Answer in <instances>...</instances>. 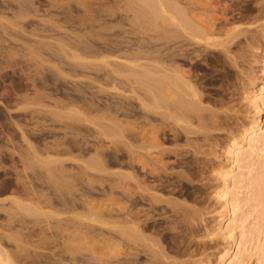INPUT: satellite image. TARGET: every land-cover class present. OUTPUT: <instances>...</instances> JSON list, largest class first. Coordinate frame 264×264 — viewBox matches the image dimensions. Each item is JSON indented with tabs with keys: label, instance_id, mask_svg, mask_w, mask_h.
Here are the masks:
<instances>
[{
	"label": "bare ground",
	"instance_id": "obj_1",
	"mask_svg": "<svg viewBox=\"0 0 264 264\" xmlns=\"http://www.w3.org/2000/svg\"><path fill=\"white\" fill-rule=\"evenodd\" d=\"M35 1L0 0V172L6 173L0 174V215L7 217L0 220V264H250L256 255L264 264V0H105L113 11L98 7L101 0L94 8L90 0H49L42 11ZM78 4L85 15L77 8L81 17L73 12L69 20L83 18L86 40L79 42L80 24L71 20V30L78 28L69 29L72 40L57 37L56 44L48 35L44 41L41 31H67L51 10L67 16ZM120 5L133 11L129 19L137 27L130 35L141 33L131 41L115 39L110 31L117 25L109 20L110 27H101L107 16L126 21ZM39 16L42 26L34 21ZM29 17L37 27L31 32L24 24ZM100 30L113 38L102 39ZM26 32L41 39L29 42ZM90 35L100 39L92 43ZM17 56L32 61L28 68L35 72L56 58L57 69L81 73L91 85L77 82L79 91L71 84L79 96L69 94L65 103L41 86L45 69L25 78L33 92L13 76L15 84H8L5 70ZM11 111L29 118L14 119ZM46 126L56 129L52 139L34 141L32 133ZM59 129L62 136L54 134ZM175 194L220 204L224 212L215 228ZM250 202V214L241 213ZM252 214L249 241L258 244L256 253L246 247ZM186 230L211 240L200 250L195 240L194 246L179 239ZM221 240V251L208 252ZM196 253L202 256L177 258Z\"/></svg>",
	"mask_w": 264,
	"mask_h": 264
},
{
	"label": "rangeland",
	"instance_id": "obj_2",
	"mask_svg": "<svg viewBox=\"0 0 264 264\" xmlns=\"http://www.w3.org/2000/svg\"><path fill=\"white\" fill-rule=\"evenodd\" d=\"M38 1H39V0H36V1H35V6H38V7L41 9V11H42L43 9H45L46 7H48L47 5L50 6V4H47V2H49V0H40L41 2H39V3H40L41 5H43V6H41L39 3L36 4ZM95 1H96L98 4L100 3V2H99L100 0H99V1H98V0H95ZM250 1H252L254 4L256 3V0H250ZM90 2H93V6H92L93 8L97 5V4L94 3V0H93V1L90 0ZM105 2H106L105 0H103V1L101 0L100 5H97V6H98V7H99V6H100V7L102 6V9H103V7L107 9V7H108L109 5H108L107 2H106V3H105ZM49 3H50V2H49ZM75 3H76V2H75ZM103 3H104V5H103ZM124 3H125V4H124ZM126 3H128V2H124V1H123V3H120V4H123L124 7H125ZM105 4H107V5H105ZM73 5H74V3H73ZM79 5H80V4H78V6H77V5L74 6L73 9H72L73 11L71 10L72 14L67 15V16H69V17L67 18L68 21L66 20V17H67L66 15H65V16H60V15H62V12H61L62 10H60V11H56V12H55V11H54L55 9H53V11L55 12L56 15L53 14V12H52V10H51L52 15L54 16V21H55V23L57 24V21H58V23H59V21H63L62 23H59V25L62 26V29H61L62 31H63V29H64L65 27L68 28V29L66 28L67 31H66L65 29H64V30L67 32V34H68L69 36H68V37H64V36H65L64 33H66V32H64V31L61 32L60 29H59L58 27H55L54 29L57 30V32H58V33H56L55 35L52 34V33H55V32H54L55 30H54L52 33L49 32V34H46V35H45L44 32L48 33L47 31H44V32L41 31V32H40V33H43L44 36H46V37H43V40H44V39L46 40V39H47V36L50 35V37H53V38L56 36V37H55V38H56V39H55L56 41L58 40V38H61V37H63V39H61V40H64V38H65L66 41H68L67 39H68L69 37H70V40L73 39L72 36H71V34H73L78 28H79L78 30H80V31L75 32L77 35H78L79 32H80V33H81V31L83 32V30H85V27H86V26H85V27H82V23L80 24V21H81L83 18H82V19H79V18H80L81 16L83 17V15H85L84 12H85L86 10L83 11L84 6L82 7V6L80 5V7H79ZM123 5H122V7H123ZM127 5H128V4H127ZM134 5H135V4H134ZM106 6H107V7H106ZM135 6H137V5H135ZM75 7H76V8H75ZM109 7H110V6H109ZM109 7H108V9H109ZM124 7H123V8H124ZM77 8H78V11H80V12H79L80 15H81V12L83 13L80 17L77 15V14H78V13H77L78 11H76ZM80 8H81L82 10H81ZM123 8H121V5H120V11H119V14H120L121 12H123V11H122V10H124ZM75 9H76V10H75ZM84 9H86V8H84ZM110 9L113 11L115 8H111V7H110ZM110 9H109V10H110ZM74 10H75V11H74ZM104 10H105V9H104ZM111 10H110V11H111ZM116 10H117V9H116ZM128 11L131 12L132 10H128ZM59 12H60L61 14H60ZM71 12H70V13H71ZM73 12H75L74 14H76V15L79 17V18H77L78 21L75 20L76 22H78V23L80 24L79 27H78V23H76V22H74V20H72L73 18H71V19L69 20L70 17H72V16L75 17V16H76V15L73 14ZM117 12H118V11H117ZM130 12H126V11L123 12V14L125 13V14L129 15L128 18H127L129 21H127V19H126V21H123L124 24H123V23H122V24H120V23H117V24H116L117 21L114 22L113 20H110V19H113V18L108 17V16H107L108 18H107V17H104V19H106V23L110 21V22H109L110 25H113L114 23H115V25H117L115 28H111V31H110L111 34L114 33L113 35H114V38H115V39H119V38L122 39V38H124L125 40H123V41H128V40L131 41V40H133L132 38L135 39L136 36L139 34V33H138L136 36L133 35V34H132V36L130 35L131 30L133 31V28H134V26L136 25V24L134 25V24H132V22H130V21L132 20V18H133V13H132L133 11H132L131 13H130ZM58 13H59V15H58ZM9 14H10V13H9ZM63 14H64V13H63ZM125 14L122 15V13H121V15H120L119 17H121V16H124V17H125ZM131 15H132V18H130ZM55 16H58V20H57V17L55 18ZM9 17H11V14H10ZM40 17H41V16L36 17V18L34 19V21L37 19V20L35 21V22H37L36 24H39L40 26H42V24H41V20H40ZM60 17H63L62 19L65 18V20H59ZM30 18L33 19L32 17H29V21H28V19H27L26 21H24V24H26V26H27V23H28V25H29V27H28L29 29L26 28L28 31L30 30L29 32H31V29H33V28L35 29V27H36V26H34L35 23H34ZM75 18H76V17H75ZM75 18H74V19H75ZM109 18H110V19H109ZM129 18H130L131 20H130ZM38 19H39V20H38ZM60 19H61V18H60ZM56 20H57V21H56ZM71 20L74 22L73 25H74V26L76 25V26L78 27V28L75 27L76 29H74V28L72 29V30H75V31H72V30H71V28H72V26H73V25L70 24V23H73ZM79 20H80V21H79ZM108 20H109V21H108ZM30 21L33 22V24H32V23H29ZM64 21H65V22H64ZM112 21H113V22H112ZM68 22H69V24L71 25V26L69 25L70 27L67 26V25H68ZM81 22H82V21H81ZM98 22H101V21H98ZM98 22L95 23V24H96V25L99 24ZM102 22H103V23H102ZM102 22H101V27H103L104 24H105L106 26H108V23H107V24L104 23L105 20H104V21L102 20ZM125 22H126V23H125ZM128 22H130L131 25H129ZM247 22H248V23H247V25H248V24H250L252 21H247ZM64 23L66 24V26H65ZM245 23H246V22H243V24H245ZM30 24H31V25H30ZM36 24H35V25H36ZM83 24H84V23H83ZM125 24H127V25H125ZM57 25H58V24H57ZM120 25H121V26H120ZM128 25H129V26H128ZM245 25H246V24H245ZM30 26H32V27L34 26V27H33V28L31 27V29H30ZM37 26H38V25H37ZM74 26H73V27H74ZM83 26H84V25H83ZM99 26H100V24L97 25V26H95V27H97V29H98ZM106 26H104V30L107 28ZM118 26H119V27H118ZM122 26H124V27H122ZM24 27H25V26H24ZM46 27H49V26L47 25ZM80 27H81V28H80ZM105 27H106V28H105ZM108 27H110V26H108ZM117 27L119 28V31H121L120 33L118 32V28H117ZM120 27H121L122 29H120ZM136 27H137V26H135V28H136ZM36 28H37V27H36ZM124 28H125V30H124ZM131 28H132V29H131ZM69 29H70L73 33L71 32V34H70V33H69V31H70ZM99 29H102V28H99ZM99 29H98V30H99ZM116 29H117V30H116ZM88 30H89V29H88ZM112 30H113V32H112ZM137 30H138V29H137ZM137 30L134 29V32L136 31V33H137ZM108 31H109V29L106 30V32H105V31H103V32H105L107 35H109L110 32H108ZM115 31H117V32H115ZM122 31L124 32V35H123ZM138 31H139V30H138ZM140 31H141V30H140ZM29 32H26L24 36H25V37L27 36V38H28L29 35L31 36V34L28 35ZM88 32H89V31H88ZM98 32H99V31H98ZM107 32H108V33H107ZM86 33H87V32H86ZM105 33H102V30H100V34H101V35H99V36H100L102 39H103V38H104V39H105V38H106V39L113 38V35H112V37H111V35H110V37H109V36L104 35ZM115 33H117L119 36H118L117 34H115ZM67 34H66V35H67ZM76 34H75V36H76ZM102 34H103L105 37H103ZM121 34H122V35H121ZM126 34H127V36H125ZM140 34H141V33H140ZM140 34H139V35H140ZM79 35H80V34H79ZM81 35H82V36H81ZM81 35H80V38H82V37L84 36V33H81ZM115 35H117V38L115 37ZM128 35H129L130 37H129ZM30 36H29V37H30ZM41 36H42V34H41ZM59 36H60V37H59ZM75 36H74V37H75ZM134 36H135V37H134ZM144 36H146V35H144ZM12 37H13V38L10 39L11 41L9 40V41L12 42V43H13V40L18 39V38L14 39V36H12ZM32 37H34V38H33L34 41H33L32 43H34V42H38V41L41 39V38H38L39 36H38V37H36V36H31L30 39H28L29 42L33 40ZM35 37L38 39V41H37V39H36ZM50 37H48V38H49L48 40H50L49 42H52V43H53V41H54V43H55L56 41H55L53 38H50ZM57 37H58V38H57ZM90 37H92V38H90V42H92V43H93V41H95V39L97 38V36L94 37V35H90ZM107 37H108V38H107ZM125 37H126L128 40H127ZM128 37H129V38H128ZM9 38H10V37H9ZM76 38H77V36H76ZM35 39H36V41H35ZM51 39H53V40H51ZM97 39H100V38L98 37ZM25 40H26V39H25ZM43 40H42V41H43ZM45 40H44V41H45ZM48 40H47V41H48ZM85 40H86V39L82 38L81 41L79 40V42H82V41H85ZM91 40H92V41H91ZM17 41H19V40H17ZM26 41H27V40H26ZM47 41H46V42H47ZM58 41H59V40H58ZM58 41L56 42V44L59 43ZM10 42H9V43H10ZM73 43H74V41H73ZM76 43H77V42H76ZM92 43H89V44H92ZM14 44H15V43H13V45H14ZM74 44H75V43H74ZM80 44H81V43H80ZM7 45H9V44L7 43ZM11 45H12V44H11ZM15 45L17 46V45H19V44H17V42H16ZM77 45H79V44H77ZM80 46H81V45H80ZM12 47H15V46H12ZM15 48H19V46L15 47ZM19 49H20V48H19ZM61 54H62V53H61ZM64 54H65V53H64ZM64 54H62V55L64 56ZM20 56H21V55H20ZM63 56H62V57H63ZM45 57H48V55L45 54ZM15 58H16V57H15ZM19 58H20L21 60H20ZM19 58H18V56H17V58L15 59V61H14L13 59H11L10 62L12 63V65H11V63H9V64H10V66H12V67L7 68L8 71H6L7 69L5 70V73L7 74V77H8V78L6 77V78H7V83H8V84H11L10 81H12V80H9V78H11V77L13 76L11 79H13L14 81H16V83L19 82V84H21V85L24 86V88H25V86H26V85H25V83H26L28 86H26L27 88H25V90L27 89L29 92H33V91H32V88H33V87H31V86H32V85H31L32 83H31V81H28V80H30V79H27V81H26V79H25L26 77H28V74H29V73L31 74V76H33V74H34V72H35V69H34V68H28V67L31 66L30 63H31L32 61H30V60H29L30 62L27 61V62L29 63V65H30V66H29V65L25 62V60H27V59L24 60L25 57H24L23 59H22L21 57H19ZM64 58H66V55H65ZM64 58H63V59H64ZM52 59H53V58H52ZM54 59L56 60V58H54ZM89 59H90V58H89ZM91 59H92V58H91ZM95 59L97 60L98 58H95ZM95 59H94V60H95ZM17 60L19 61V63H18ZM55 60H53V61H54V62H57V60H56V61H55ZM66 60H67V59H66ZM70 60H71V59H70ZM92 60H93V59H92ZM12 61H14V62H12ZM72 61H74V62L76 63L77 60L74 59V60H72ZM72 61H71V63H73ZM16 62H17L18 64H17ZM54 62H52V61H48L47 63L45 62V63L43 64L44 66H45V64H48V65L45 66L46 68L42 66V67H43L42 69H43V70L45 69V72H43L45 75L42 74V75H44V77H42V76L40 75L39 78H40V81H41V80H42V81L45 80V81H44V82L41 81V82H42V85H41V84H40V85L43 86V88L46 87V89L44 88V90H47V89H48V90H51L52 92H53V91L56 92V93H54V92L52 93V92H51V93L53 94V96H57V98L54 99V100H57V99L60 100L59 98H61V99L64 98V99H66V100L64 101V99H63V100H61V101H63V102L66 103L68 97H72V96L74 97L75 95H78V94H76V92H75V93H71V92H74V90H75L74 87H75V86L78 87V90L80 91L81 88H83V87L85 88L86 84L88 85L90 82L88 81L89 79L87 80L88 82H87L86 79H85V81L87 82V83H85L84 78H82V76L84 77L85 75L82 74V76H81V75H80L81 73H79V72H78V73H79L78 77H77V75H75V77H73V75H71V74H70V75H67V73H69V72H67V73H65V72L68 71V70H66V71L64 72L65 69H64V70H63V69H57V68H60V65H61V64H60V62H58V63H54ZM69 62H70V61H69ZM39 63H40V62H39ZM50 63H52L54 66H55L56 64H58V65L60 64V65H59V66L56 65V66H55L56 69H55V68L52 67V65H51ZM31 64H32V66L35 65L34 63H31ZM17 65H18V66H17ZM21 65H23V66L25 65L24 67L22 66L23 69H22ZM32 66H31V67H32ZM47 66H49V67L51 66V68L48 69ZM62 66H63V64H62ZM13 67H14L15 69H13ZM17 67H18V68H17ZM20 67H21V69H20ZM39 67H40V66H39ZM39 67H38V68H39ZM63 67H64V66H63ZM27 68H28V69H27ZM35 68H37V67L35 66ZM40 68H41V67H40ZM52 68H53V70H52ZM29 69H30V70H29ZM42 69L40 70L41 72L39 71L40 73L38 72V69H37L36 72H38L39 74H41L42 71H43ZM54 69H55V70H54ZM66 69H68V68L66 67ZM247 69L249 70V68H247ZM21 70H22V72H21ZM25 70H26V71H25ZM47 70H48V71H47ZM61 70H62V71H61ZM14 71H15V73H14ZM51 71L53 72L52 75H50V74H51ZM79 71H80V70H79ZM36 72H35V74H38V73H36ZM47 72H50V73L48 74ZM55 72H56L57 74H56ZM16 73H17L18 75H15ZM21 73H22V74H21ZM23 73H24V74H23ZM59 73H60L61 75H60ZM39 74H38V75H39ZM54 74H56L57 76L55 75V77H54ZM64 74H66V75H64ZM84 74H85V73H84ZM87 74H90V73H87ZM91 75L94 76V77H96L94 74H90V76H91ZM22 76H23V77H22ZM36 76H37V75H35V76H33V77L36 78ZM47 76H48V77L51 76V77L48 78ZM59 76H62V77L65 76V78L63 79L62 77H59ZM70 76H72V77H70ZM87 76H88V75H87ZM92 76H91V77H92ZM46 77H47V78H46ZM52 77H53V78H52ZM57 77H58V78H57ZM68 77H69V79H67ZM29 78H30V76H29ZM31 78H32V77H31ZM35 78H34V79H35ZM37 78H38V76H37ZM43 78H44V79H43ZM60 78H61L62 80H61ZM75 78H76V79H75ZM77 78H78V79H77ZM81 78H82V79H81ZM85 78H86V77H85ZM32 79H33V78H32ZM56 79H57V80H56ZM59 79H60V80H59ZM71 79H72V80H71ZM19 80H20V81H19ZM36 80H37L36 83L39 84L38 79H36ZM66 80H68V81L70 80V81H69V82H68V81L66 82ZM74 80H76V81H74ZM14 81H12V82H14ZM25 81H26V82H25ZM53 81H54V82H53ZM55 81H56V82H55ZM63 81L66 82V83H68V85H67L66 83H64ZM83 81H84V82H83ZM41 82H40V83H41ZM45 82H47V83H46L45 85H43ZM51 82H52V83H51ZM60 82H61V84H60ZM71 82H72V83H71ZM77 82L79 83V85H81V86L83 85V87L79 88ZM80 82H81V83H80ZM82 82H83V83H82ZM63 83H64V84H63ZM75 83H76V84H75ZM14 84H15V82H14ZM14 84H12V85H14ZM38 84H37V85H38ZM71 84H74L75 86H74V85H71ZM12 85H10V86H12ZM40 85L38 86L39 88H41ZM89 85H91V84H89ZM89 85H88V86H89ZM92 85H93V84H92ZM56 86H57V87H56ZM63 86H65V87H67V88H69L70 86H72V90H73V89H74V90H73V91L70 90V89L66 90L67 88H64ZM68 86H69V87H68ZM95 86H96V85L93 86V87H94L93 90L97 89V87L95 88ZM28 87H29V88H28ZM30 87H31V88H30ZM54 87H56V89L59 88V89H61V90L56 91V89H55ZM36 88H37V87H36ZM50 88H51V89H50ZM63 88L65 89V91H64ZM70 88H71V87H70ZM86 88H87V87H86ZM54 89H55V90H54ZM76 90H77V88H76ZM87 90H92V88H91V89H87ZM63 91H64V92H63ZM69 91H70V92H69ZM47 92H48V91H47ZM68 92H69V93H68ZM65 93H66V94H65ZM67 93H68V94H67ZM69 94H73V95L70 96ZM80 94H81V93H80ZM81 95H82V94H81ZM59 96H60V97H59ZM61 96H62V97H61ZM78 96H79V95H78ZM54 98H55V97H54ZM48 101H49V100H46L45 103H48V106H49V105L51 104V101H49V102H48ZM10 102H11V101H10ZM51 105H53V103H52ZM12 107H13V106H10V108H12ZM13 108H14V107H13ZM12 112H13V114H12ZM10 113H11L10 115H11L12 118H14V119H16L17 117H20L19 119H22L21 117H24V118H23L24 120H25V119L28 120V118H29V114H28V113H26V114H25V113H22V112H21V113H20V112H18V113L15 112V113H14V111H11ZM23 114H24V115H23ZM64 115H65V114H64ZM247 115L250 116V114H247ZM66 116L68 117V115H66ZM15 117H16V118H15ZM26 117H27V118H26ZM263 117H264V115H263ZM17 119H18V118H17ZM23 119H22V121H23ZM57 119H58V117H57ZM60 119H63V121H65L64 119L67 120V118H65V116H64V118H63V116H61ZM29 120H30V119H29ZM23 122H24V121H23ZM26 122H27V121H26ZM26 122H25V123H26ZM50 123H51V122L49 121V124H50ZM58 123H59V122H58ZM27 124L30 125V126H34V125H35V122L28 121ZM47 125H48V123H47ZM55 125H56V126H54V127H55L56 129H57V127L59 128V126L61 127V124L59 125V124H57V122H56ZM49 127H50V126H49ZM49 127L46 126V128H44V129H43V127H42L43 131L45 130L44 132H43L42 130H41V132H40L39 130H36V131L38 132V133H37V132L35 131L37 134H36V133H32V136H33V137L35 136V137L33 138L34 141H35V139L38 138L39 136H40V137H43L45 140H47V139H48V140H51V139H52V134H53L52 129H55V128H52L53 125H52L51 128H49ZM47 128H49V130H48ZM38 129H39V128H38ZM40 129H41V128H40ZM56 129H55V130H56ZM50 130L52 131V133H51ZM60 130H61V129H59V131L54 132V134L57 133V136H62L63 133H60V132H62V131H60ZM49 131H50V132H49ZM47 132H48L49 134H48ZM42 133H43V134H42ZM44 133H45L46 136L44 135ZM59 133H60V134H59ZM35 134H36V135H35ZM50 134H51V135H50ZM43 135H44V136H43ZM48 135H49L50 138L48 137ZM46 138H47V139H46ZM106 141H107V140H106ZM40 143H41V142H40ZM107 144H108V145H110V144L112 145V143H111L110 140L106 142V145H107ZM16 160H17V159H16ZM10 164H11V162H8L7 166L9 167ZM112 167H113V169L115 168V166H112ZM112 167H111V168L109 167L108 170L110 171V170L112 169ZM18 168H22V167L19 166ZM9 169H10V168L7 169V170H8L7 173H9V175H13V172H12L13 170H12V169L9 170ZM113 169H112L111 171H113ZM114 170H116V168H115ZM0 174H1L2 176H4V174H6V173H4V171L2 170V171L0 172ZM5 176H6V175H5ZM209 192H210V194H209ZM209 192H208V194L211 195L212 198H213L212 201H216V200H215V199H216V198H215L216 195L213 194V192H212L211 190H210ZM6 194H8V193H6ZM6 194H3V195H6ZM197 194H199V193H197ZM3 195H2V196H3ZM176 195H177V194H175V195H170V196L175 197L176 199L180 200V201L183 202V203L185 202L186 204L191 205L192 208H193L194 210H195V209L200 210V211H198V212H201L200 215L203 213L202 216L205 218V222H209L210 225L213 226V227L215 228V225L217 224V222H218L219 219L221 218V217H219V216H220L221 214H223V212H224V211H223V207H222L220 204H218V203H216V204H213V203H212V204H211V203H210V204H209V203H203V204H202V202H197V201H194V200H190L187 196L184 197V195H177V196H176ZM213 195H215V196L213 197ZM168 196H169V195H168ZM3 197H4V196H3ZM1 198H2V197H1ZM214 198H215V199H214ZM188 202H189V203H188ZM250 204H252V202H250L249 204L245 205V206H244V209L242 210L241 213L244 212V213H246V215H249L250 212H251V210H250V209H251ZM213 215H215V217H213ZM216 215H218V216H216ZM0 218H1L0 220H4V219H6L7 217H5V216L2 214V215H0ZM254 222H255L254 214H252V215L249 216V218L247 219V222H246V224L248 225V226H247V230H249V232H247V234H246V235L248 236V240H247L248 243L246 244V247L249 246V248H250V249L252 248V249H253V252L256 253V252H257V251H256V248H257L258 244H257V243L255 244L254 242L251 243V242L249 241V240H250V236H251V230L253 229V223H254ZM223 224H224V227H225V226H227L228 223L225 222V223H223ZM223 224H222V225H223ZM186 231H187V232H186ZM186 231L183 232V235H182V233L178 234L179 239H181V240H185V239H186L187 241L190 240V239H192V241H191V240H190V241H191L192 243H194V244H193L194 246H195V242H196V245H200V244H202L203 242H206V241H210V240H211L209 237L207 238V236H206V238L204 237L205 235H207V233H205V232L198 233L197 235L195 234L196 236L194 235V236L192 237V234H189V230H186ZM207 232H208V231H207ZM202 234H203V235H202ZM185 235H186V236L189 235L190 237H189V236L186 237ZM181 236H182V237H181ZM195 237H196V238H195ZM262 237H263V235H262ZM196 239H197V240H196ZM207 239H208V240H207ZM209 239H210V240H209ZM215 239H219V238L216 236ZM194 240H195V242H193ZM198 240H200V241H198ZM202 241H203V242H202ZM212 241H213V240H212ZM197 242H198V243H197ZM199 242H200V243H199ZM263 242H264V240H263ZM203 244H204V243H203ZM212 244H213V242H212ZM224 245H225V242H224L223 240H221V241H220V244L218 245V247H216V249H212V250L210 249V251H208V252H211V254H217V253H213V252H215V251H216V252L221 251L222 248L224 247ZM263 245H264V244H263ZM202 246H203V245H200V246H199V247H200V250L203 249ZM9 247H10V246H9ZM10 248H12V246H11ZM194 248H195V247H194ZM201 248H202V249H201ZM237 249H238V246H237L235 249H233V250L236 252ZM200 250H198V252H202V251H200ZM263 254H264V251H263ZM170 255H171L172 257H173V256H174V257L176 256V255H174V253H173L172 251H170ZM187 255H188V254H187ZM187 255L184 254V255H182L181 257L178 256L177 258H178V260L180 259L179 261H181V260H185L186 258H187V259H190V258H191V260H192V259L200 258V257L202 256V254L200 255V253H196L195 255L190 256V257H189V255H188V256H187ZM258 258H259V257H258L257 255L254 256V257L252 258L250 264H259V261H257ZM230 260H232V257H229V256H228V258L225 260V262L228 263V261H230ZM211 263H212V262H211ZM214 264H217V262H214ZM260 264H261V263H260Z\"/></svg>",
	"mask_w": 264,
	"mask_h": 264
}]
</instances>
